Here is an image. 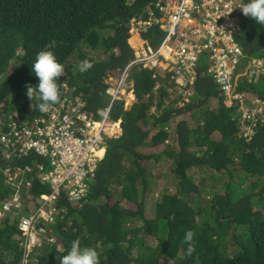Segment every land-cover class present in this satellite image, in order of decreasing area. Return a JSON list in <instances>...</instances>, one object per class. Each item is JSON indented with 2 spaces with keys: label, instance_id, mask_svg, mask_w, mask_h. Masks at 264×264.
Listing matches in <instances>:
<instances>
[{
  "label": "trees",
  "instance_id": "trees-1",
  "mask_svg": "<svg viewBox=\"0 0 264 264\" xmlns=\"http://www.w3.org/2000/svg\"><path fill=\"white\" fill-rule=\"evenodd\" d=\"M155 2L0 0V264H59L73 241L95 247L100 264H264V113L242 111L253 99L264 102V72H251L253 59L264 60V26L238 16L245 52L233 78L234 94L245 95L239 101L207 72V53L185 87L171 72L163 78L162 70L130 65L131 27L150 11L162 14ZM142 37L159 45L166 33L152 25ZM52 41L64 75L50 107L66 112L82 104L93 120L108 107L122 135L107 141L85 201L56 200L57 222L46 223L55 241L25 253L18 226L49 192L38 179L49 158L26 148L25 139L7 146L2 137L9 139L15 120L21 130L44 115L26 93L38 83L31 64ZM84 60L93 66L80 73ZM126 69L137 98L130 109L108 93L107 80ZM188 230L191 255L183 242Z\"/></svg>",
  "mask_w": 264,
  "mask_h": 264
},
{
  "label": "built area",
  "instance_id": "built-area-1",
  "mask_svg": "<svg viewBox=\"0 0 264 264\" xmlns=\"http://www.w3.org/2000/svg\"><path fill=\"white\" fill-rule=\"evenodd\" d=\"M246 1L156 0L155 6L162 14L157 16L150 11L147 19L138 21L132 29L142 33L158 25L166 37L157 46L140 39L131 64L162 70L163 78L167 75L165 72H171L185 87L194 83L195 66L200 55L207 53L211 60L207 72L215 77L224 93L243 100V94L233 92V78L239 69L238 62L244 57V48L236 38L240 30L238 16L242 13L238 6ZM251 66L252 73L264 72L263 59H253ZM127 82L126 74L110 80L108 93L114 99L121 98L128 90L132 94V85ZM252 104L243 108L245 117L264 113V103L252 100ZM99 115V119L89 118L79 104L66 112L60 107H50L33 127L24 126L19 130L20 120L10 124L9 139L3 136L2 141L8 146L13 139H25L26 148L48 157L50 164V170L39 176L49 192L41 196V206L34 214L22 218L20 227L25 234H30L40 219L45 224L56 223L53 206L61 196L77 202L89 196V183L103 158L107 141L122 135L121 121L110 116V108L101 110ZM15 200L18 201L17 197ZM8 207L6 204L4 208ZM31 240L36 243L35 239ZM49 240L54 242L55 238Z\"/></svg>",
  "mask_w": 264,
  "mask_h": 264
},
{
  "label": "clouds",
  "instance_id": "clouds-1",
  "mask_svg": "<svg viewBox=\"0 0 264 264\" xmlns=\"http://www.w3.org/2000/svg\"><path fill=\"white\" fill-rule=\"evenodd\" d=\"M238 7L241 9L242 14L244 16L255 20L261 26H264V0H247L246 3H243L239 5ZM142 33L135 32L131 27V36H130L131 40L132 38H134L136 34H139L137 44L129 40L135 53H136V47L139 46L140 39L146 40L142 37ZM152 46H157V45H152ZM54 47H55V41H52L46 49L38 52V54L35 57L34 62L31 64V71L35 75V77L38 79V83L34 86L28 85L26 94L29 100L33 102L32 107L36 111H39L40 113H47L49 111L50 106L58 103L60 100L59 90L57 87V81L61 76L64 75V66L61 62H59L55 53L50 50L51 48H54ZM131 63L130 65L133 66L134 64H131ZM92 66L93 65L91 62H89L88 60H84L79 64L78 70L80 73H84V72H87L90 68H92ZM125 74L127 76H130V74L128 73V69L125 70V73L123 75ZM116 79H120V78H109L107 82L109 83L110 80H116ZM128 84L132 85V89H133L132 94L134 96L133 100L135 103L137 101V98L134 93V84L131 81H129ZM127 94H129L130 96V93H127ZM244 97H243V100H245ZM120 99H124L125 101V95H123ZM253 100H257V99H253ZM260 103H264V102H260ZM41 174L38 175V179ZM86 199L81 200V201H85ZM74 202H77V201H74ZM30 214H34V212L29 213L27 215H30ZM27 215L25 217H27ZM20 224H21V221H20ZM20 224L18 228H19V232H20L23 245H24L23 251L25 253H30L36 248L44 247L45 244L51 243L49 242L50 241L49 239L51 237H54L52 231L51 230L48 231L46 224H43L40 221H37V223H35V228L32 229L33 231L31 230L30 234H25L24 231L21 229ZM43 228H46L47 231L45 232ZM31 238L35 239L36 243H32ZM193 239H194L193 231L188 230L184 235L183 242L188 245L187 252L189 255H191L192 252L194 251ZM59 264H100V255L95 247L88 246V247L82 248L79 244V241H73L67 253L62 255L59 258Z\"/></svg>",
  "mask_w": 264,
  "mask_h": 264
},
{
  "label": "rangeland",
  "instance_id": "rangeland-1",
  "mask_svg": "<svg viewBox=\"0 0 264 264\" xmlns=\"http://www.w3.org/2000/svg\"><path fill=\"white\" fill-rule=\"evenodd\" d=\"M138 38H139V34H136L134 36V38H132V40L130 39V41H132L133 43L137 44L138 43ZM127 93H130V92L127 91L126 93H124V95H125V106H126L127 109H130L132 107V105L134 104V100H133L134 96H133V94H130V96H129V94H127ZM248 98L250 99L251 97L248 96ZM242 107L243 108H247L246 105H243ZM151 171H153V172L155 171L154 165L151 167Z\"/></svg>",
  "mask_w": 264,
  "mask_h": 264
}]
</instances>
